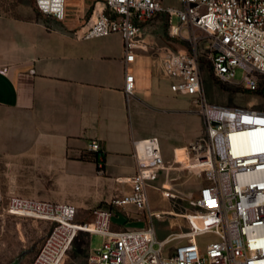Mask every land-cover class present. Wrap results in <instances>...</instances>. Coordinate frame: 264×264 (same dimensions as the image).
<instances>
[{"label": "built area", "instance_id": "1", "mask_svg": "<svg viewBox=\"0 0 264 264\" xmlns=\"http://www.w3.org/2000/svg\"><path fill=\"white\" fill-rule=\"evenodd\" d=\"M34 1L40 14L56 21H66L70 13L85 21L78 10L83 0ZM176 1L180 7L166 5L164 0H102L99 9L95 3L92 16L74 30V35L85 40L111 35L122 38L128 102L136 91L133 65L137 56L152 53L163 74L171 79V91L191 97L204 117L205 135L187 151L188 170H196L207 184L199 190L195 210L184 216L186 232L162 241L157 238L152 221L160 214L150 208L146 190L169 167L159 139L150 137L134 142L136 172L123 180L130 191L112 201L114 206H134L148 215L147 228L115 231L113 213L107 209H93L92 222L79 223L78 209L72 204L9 198V215L52 225L32 264H63L82 233L106 239L101 249L90 253L88 264H264V110L209 103L202 84L199 49L201 36L208 38L207 58L218 82L232 84L241 68L244 77L239 86L257 91L258 77L264 76V0ZM159 17L166 20L168 36L187 41L189 48L159 46L146 40L144 28ZM191 30L200 31L201 36ZM246 136L252 141L243 148L236 141ZM90 150L100 151V143L91 142ZM163 194L173 197L164 186ZM206 236L209 240L201 239ZM173 242L175 246L168 248Z\"/></svg>", "mask_w": 264, "mask_h": 264}, {"label": "crops", "instance_id": "2", "mask_svg": "<svg viewBox=\"0 0 264 264\" xmlns=\"http://www.w3.org/2000/svg\"><path fill=\"white\" fill-rule=\"evenodd\" d=\"M101 1L83 0L78 10L85 21L70 13L59 22L40 14L30 0H0V179L8 181V187L0 183V196L72 202L79 209L77 187L94 185L97 204H110L123 195H115L120 186H126L124 194L130 191L123 180L136 172V140L158 136L165 162L172 161L174 147H164L153 127L169 105L166 95L174 100L167 110L182 108L179 97L188 96L173 93L156 58L141 53L133 65L136 91L127 101L122 38L74 35ZM149 27L146 40L153 44ZM144 57L149 68L141 64ZM93 141L101 145L98 163ZM184 148L175 152V164L187 159ZM123 210L132 214L120 215V225L143 220L134 206Z\"/></svg>", "mask_w": 264, "mask_h": 264}, {"label": "rangeland", "instance_id": "3", "mask_svg": "<svg viewBox=\"0 0 264 264\" xmlns=\"http://www.w3.org/2000/svg\"><path fill=\"white\" fill-rule=\"evenodd\" d=\"M33 6H35V1ZM166 5L180 7L176 0H164ZM174 22L177 19L174 18ZM146 32L147 35L153 36L154 43L159 46H170L178 49L189 48V43L181 39H173L168 36V26L165 18H157L149 24ZM192 34L201 36L200 31L191 30ZM199 49L201 53V77L204 93L209 103L222 106H238V107H253L264 110V76H259V89L251 92L240 87V83L244 77V71L241 68L236 70L232 84H220L212 74L211 64L208 60L209 55V39L201 36ZM148 41V40H147ZM176 44V45H174ZM157 58V56H154ZM156 61H158L156 59ZM158 62H156L157 65ZM141 64L151 66L150 58H142ZM167 104L164 110L159 112L157 122L153 129L163 142V146L173 148V157L170 163L166 166L172 168L167 172H162L154 185L147 187V195L150 208L153 211L159 212L160 216L153 218L152 224L156 230L158 240H164L172 232H186L187 222L184 216L187 213L195 210L194 201L198 197L201 187L207 184L204 177L199 176L196 170L190 168V157L187 147L190 144L201 140L205 135L204 117L199 113L198 108L193 103L191 97H179L183 101L182 108L177 110H167L174 100L166 95ZM157 136V135H155ZM158 137V136H157ZM182 149V153L186 154L187 159L182 161L184 164H175L174 157L178 148ZM1 175H4L0 173ZM0 179V183L4 187H8V181ZM165 189H170L173 197H165L163 194V185ZM94 185H86L80 188L77 187V201L83 203V206L78 209L77 222H92V210L97 207L107 209L112 213L115 211L112 223L114 230L125 229H141L149 227V219L145 213L143 220H129L127 225H120V215L129 217L131 212L124 211L122 207H117L112 204L114 196L109 203L97 204L98 192L93 187ZM120 190H116L115 195L124 194L126 186H120ZM5 193V192H4ZM9 195L3 194L0 196V264H11L23 251L28 250L29 253L24 257L21 264H32L34 259L45 240L46 236L52 229V225L44 220L11 216L6 212L9 202ZM70 202L75 199H68ZM72 204V202H71ZM172 211L181 216L169 214ZM117 213V214H116ZM143 213V212H142ZM183 215V216H182ZM176 219V220H175ZM118 224V225H117ZM202 240H209V237H202ZM214 239L211 237V240ZM105 238L99 234H80L74 241L69 250L63 264H88L89 254L102 248ZM176 242L169 244L168 248H173ZM156 247H159L156 244Z\"/></svg>", "mask_w": 264, "mask_h": 264}, {"label": "bare ground", "instance_id": "4", "mask_svg": "<svg viewBox=\"0 0 264 264\" xmlns=\"http://www.w3.org/2000/svg\"><path fill=\"white\" fill-rule=\"evenodd\" d=\"M251 141H252V137H248V136H246V137H241L240 139H237V143L240 145V146H242L243 148H246V147H248L249 145H250V143H251ZM170 213L169 214H172V215H175V216H181V215H179L178 213H174V212H172V211H169ZM183 216V215H182ZM176 220V219H175Z\"/></svg>", "mask_w": 264, "mask_h": 264}, {"label": "water", "instance_id": "5", "mask_svg": "<svg viewBox=\"0 0 264 264\" xmlns=\"http://www.w3.org/2000/svg\"><path fill=\"white\" fill-rule=\"evenodd\" d=\"M29 253L28 250L23 251L11 264H21L24 257Z\"/></svg>", "mask_w": 264, "mask_h": 264}, {"label": "trees", "instance_id": "6", "mask_svg": "<svg viewBox=\"0 0 264 264\" xmlns=\"http://www.w3.org/2000/svg\"><path fill=\"white\" fill-rule=\"evenodd\" d=\"M101 153H102L101 151L95 152L96 162H97V163L100 161Z\"/></svg>", "mask_w": 264, "mask_h": 264}]
</instances>
